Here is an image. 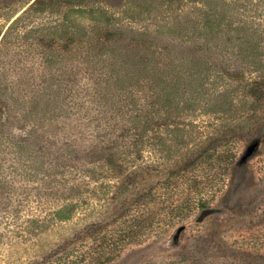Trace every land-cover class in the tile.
<instances>
[{"label": "rangeland", "instance_id": "374dc122", "mask_svg": "<svg viewBox=\"0 0 264 264\" xmlns=\"http://www.w3.org/2000/svg\"><path fill=\"white\" fill-rule=\"evenodd\" d=\"M246 35L264 62V0H0V136L27 138L0 147V264H85L84 230L125 229L141 196L208 149L237 157L210 213L108 264H264V104L248 92L264 65L237 58ZM152 55L219 78L199 95L175 83L167 112L151 84L183 71H142Z\"/></svg>", "mask_w": 264, "mask_h": 264}, {"label": "trees", "instance_id": "16d2710c", "mask_svg": "<svg viewBox=\"0 0 264 264\" xmlns=\"http://www.w3.org/2000/svg\"><path fill=\"white\" fill-rule=\"evenodd\" d=\"M204 13V27H212L210 24L212 18H217L216 25L220 23L219 14L213 9L205 10ZM222 13L225 12L223 11ZM240 44L246 50H242V54L237 58L242 59L241 61H248L246 63L251 62L257 69L262 68L260 66L262 63L264 65V62L260 60L262 56L258 54L254 56L257 46L253 49L254 44L251 42V37L247 35L242 37ZM139 65L142 71L149 70L153 74L164 71L171 72L173 70L183 71L174 82L166 78L165 75L159 76L165 87L158 90L150 83L152 95L166 110L171 108L175 101V94L178 92V88L174 89L175 83L181 85L182 89H186L190 94L199 95L208 79H212V77L213 79L219 78L218 73L211 78L202 77L201 72L204 71V64L195 58L152 55L143 58ZM206 65L208 66L209 64ZM126 75L128 76L129 73ZM258 79V82H255L254 89L248 91L249 97L254 104H264V80L260 79V77ZM214 93H219L217 95L219 96L221 92L216 91ZM140 124L141 122L136 123L138 127H140ZM149 124H146V121L143 123V125ZM133 129L136 131V129L140 130L141 127L137 128V126H134ZM26 139L22 136L14 137L11 135L9 141H11L12 147H19L20 144H26ZM9 141H3L2 136H0V147L4 148L5 146L6 148L4 149H7ZM229 158H231V162H228ZM236 158L235 152L232 154L225 151L218 152V149L204 150L200 156L185 166L180 172L172 174L164 182L155 185L145 195L141 196L142 202L138 203L135 207L136 210L134 209L133 213L128 216L130 219L125 229H117L123 219L115 222L113 230L108 228V224L91 225L84 230V234L94 235V244L91 251L85 253V257H87V259H84L85 264H108L118 258L127 247L141 245L150 237L157 238L164 233V228L176 221H181L187 214L196 210L203 211L208 209L217 192H220L226 174H230V171L237 165L235 162ZM150 228L153 229L151 230Z\"/></svg>", "mask_w": 264, "mask_h": 264}, {"label": "water", "instance_id": "95a60500", "mask_svg": "<svg viewBox=\"0 0 264 264\" xmlns=\"http://www.w3.org/2000/svg\"><path fill=\"white\" fill-rule=\"evenodd\" d=\"M253 147H251L250 149H249V153L248 154H250L252 151H253ZM210 213V210H208V209H206V210H204L203 212H202V216L199 218V219H202V217L203 216H205V215H208Z\"/></svg>", "mask_w": 264, "mask_h": 264}]
</instances>
